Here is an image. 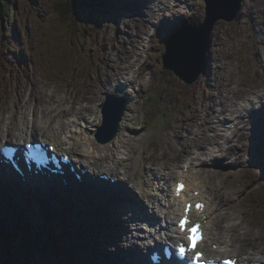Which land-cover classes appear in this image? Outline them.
Wrapping results in <instances>:
<instances>
[{
    "label": "rangeland",
    "instance_id": "obj_1",
    "mask_svg": "<svg viewBox=\"0 0 264 264\" xmlns=\"http://www.w3.org/2000/svg\"><path fill=\"white\" fill-rule=\"evenodd\" d=\"M56 1L13 0L12 4L6 6L8 10L0 14V59H3L5 55L10 61L4 72L1 73L0 68V98L8 94L7 99L0 101V125L1 121L12 119L13 127L9 129V136L19 133L17 128L21 129L23 126L24 129L26 128L24 122L30 120L31 113H34V119L36 115H45L54 119L55 109L70 107L71 101L61 106L50 97L62 100L65 96L70 97L78 112L93 118L91 129L88 131L96 129V126L100 124V106L106 98L105 93L107 91L109 93L112 82L119 80L122 73L126 74L125 70L130 67L127 78L122 80L133 89V100L126 106L128 115L136 117L137 123H131L129 131L135 130L133 127L139 126L143 118L147 119L148 123L143 125L147 131L133 132L139 141L133 144L134 149L130 152L132 155H139V162H134L136 158L130 157L128 166L129 169L136 168L144 175L147 173L149 175L150 169L153 172L162 171L167 180L170 174L169 167L178 164L176 156L183 158L195 150L198 152V157L204 159L207 149L203 147L208 146L204 142L209 136V131L214 129L206 124V115L215 111V108L210 105L212 99L217 105L224 103L226 107L232 104L240 107L239 103H243L244 99H246L245 104L247 100L250 103L257 100L254 94H248L249 91H255L253 87L256 83L254 80H247L260 70L256 69L257 66L262 67L261 72L257 73L260 89L264 87V0H255L258 11L255 14L249 11L248 8L251 5H246L244 0L245 8L242 4L240 17L235 24L220 22L218 32H213V37L217 35L213 38L217 46L212 48L209 66L205 67V73L192 84L184 83L173 73L162 71L163 50L158 45L164 36L161 30L157 32L158 16L152 17L147 27L142 29V27L137 28L138 21L144 17L142 15L123 13L118 20L115 16L107 14L96 30V35L93 32L82 38L84 41L82 47L86 49L79 50L80 46L75 45L74 42L63 43L62 47L53 48L62 34L59 21H54L53 15L50 14ZM107 2L108 5L116 3L121 10L127 12L134 9L142 12L143 6L147 9L162 6V17H182L188 23L201 20L204 12L202 0H183L180 3L179 0H151V2L149 0H108ZM197 16L199 18L196 20L194 17ZM148 17L150 18L149 15ZM176 20L178 21V18ZM141 25L143 26V23ZM70 37L76 38L74 30H70ZM72 47L76 57L71 51ZM71 57L76 58L77 64L78 59L83 64L81 69L79 66L76 67V71H79L76 76L69 75ZM204 76L210 78V82H203L201 78ZM6 78H8L7 81H5ZM206 85L211 88L208 93L204 89ZM241 86H246L249 90L240 89ZM124 88L126 90V86ZM258 89H256L257 92ZM125 90L118 93L125 97ZM191 93L193 96L189 98ZM47 104L50 110L45 109ZM227 113L228 111L223 115ZM218 115H220V109L216 112V117ZM216 117L210 118L208 124L215 125ZM167 119H169L168 125L164 124ZM190 119H192L191 126L195 130H192L188 124ZM185 120H187L186 125ZM244 121L242 120L240 124ZM121 127H123L122 133L125 134L124 122ZM255 128H258L259 132V124H256ZM0 131L2 132L1 129ZM249 131L246 137L240 135L239 138V144H242L246 151L249 148V142L251 143L249 136L253 134L250 128ZM151 139H156L152 140L153 144L149 141ZM114 141L116 139L112 144L115 143ZM259 142L262 140L252 144ZM118 147L123 150L124 146L119 144L113 148V157H119ZM148 154H152L155 158H150L152 155L147 157ZM163 154L166 155L165 158ZM88 160L94 161L91 155ZM234 160L236 164H231L223 170V174L227 169H231L232 173L224 174L223 185L219 186L220 190L228 193L232 183L237 180H242L245 187L243 191L239 186L231 187L233 190L231 193H240L236 196L238 204L233 209L228 207L227 195L226 198L222 196L218 211L224 208L230 215L228 220L232 217L235 219L231 220L230 226H228L229 222H226L227 227L221 228V225L218 227L221 230L227 229L226 232L231 231L234 235L242 231L243 236L238 235L239 248L235 249L238 251L236 253L260 246L259 250H262L264 249V188L259 190L252 188L253 182L256 179L259 180L258 170L262 165H258L256 169L249 168L242 155ZM159 162L164 165L160 164L156 167ZM110 167V165L102 166L98 169ZM262 170H264L263 167ZM136 177L142 179L138 175ZM213 180V176L210 175L208 181ZM165 188L166 184L163 183V190ZM128 191L141 197L132 182H128ZM251 193L255 194L256 198H251ZM80 199L79 197L77 200L80 201ZM24 200L26 201L23 204L19 201L20 212L26 219H29L27 215L34 217V213L28 210V207L33 205L35 200L32 197H25ZM1 204L3 205L4 201ZM67 205L68 210L66 207L67 211L64 213H73L71 215L78 223L80 220L77 216L78 212L70 210V202ZM86 216L91 215L86 212ZM10 217L13 220L12 223L9 222L10 229L6 227L7 222L0 223V264H29L25 261L30 258L26 252L28 245L25 251L22 236L19 239V246L15 248V254H9L11 237L15 231L13 225L17 219L15 215ZM60 219L62 223H67L62 215ZM233 222L235 223L231 225ZM133 228H135L134 225ZM115 232L120 234L118 229ZM115 235L118 239L116 242L122 241H119L120 238L116 233ZM124 236L128 235L124 234ZM108 243L112 242L109 240ZM55 251L57 252V249ZM37 253L38 251L31 257L34 263L41 260V253L38 255ZM119 254L123 256L122 252ZM54 259H56L54 256H49L46 264H52ZM109 259L113 264L121 262V259L119 261L113 257ZM101 260L104 261L105 257L103 256ZM53 264H65L64 259L57 260Z\"/></svg>",
    "mask_w": 264,
    "mask_h": 264
},
{
    "label": "bare ground",
    "instance_id": "obj_2",
    "mask_svg": "<svg viewBox=\"0 0 264 264\" xmlns=\"http://www.w3.org/2000/svg\"><path fill=\"white\" fill-rule=\"evenodd\" d=\"M103 6H105V9H104L105 14L111 13L115 16H119V15H122L123 13H131V15L138 14V15L144 16L137 23V28L142 27V29L147 27L148 22L152 17L159 16L158 12L156 10L150 9L149 7H148L149 9H147L146 6L141 7L142 12H138L137 9H134L131 12L123 11L120 9V6L116 3H110L108 5V2H106ZM148 15L150 16V18L148 17ZM176 18H178V21L176 20ZM142 23H143V26L141 25ZM157 23L159 25L161 32L163 34H167L169 32H172V31H175V30L181 28L184 24V19L182 17L166 18V17H160L159 16ZM197 27H199V26H197ZM197 27L195 25V26H193L192 29H196ZM165 29L167 31H165ZM212 41H213V39H212ZM124 86H125V84H123V83H118V84L112 83L110 87L112 88V91H115L116 89H119V90L124 89L125 90ZM126 90H127V86H126ZM262 96H264V92L261 94V90H260L256 96V98L260 99V102L258 101V106L252 107L248 111L249 112V128L253 133L252 135L249 136V138H250L249 140L251 141V143L256 142V141H261V140H262V142H264V100H263ZM50 99H54L55 102H59L61 104V106H63L62 104L64 103V101L62 99H57V98L55 99L52 97H50ZM70 101H71L70 107L66 106V107L61 108V109L60 108L55 109L56 112L53 116H56V117H54L53 120H51L50 118L42 119V120H47V123L45 126H41L40 129H43L47 132H50L54 128V127L53 128L50 127V123L53 121L57 122L56 120H60V117H58L59 115L61 116V119L63 121V119L67 115L64 111L67 109H71L73 107V102L71 99H70ZM47 108H49V107H47ZM240 110L241 109H237V112H240ZM221 111H222L221 114H223L224 112H227V111L229 112V110L227 109V107L225 106L224 103H221ZM42 120H39V121L41 122ZM66 120L69 123V127H67V129L63 130V131L64 132L69 131V133H67L66 135H62V137H60L56 142H61L63 140H71L74 135L81 134V130L83 129L82 124H84L83 122L81 124L77 121H72L70 118H66ZM33 122H34V120L28 121V123H29L28 125H30V124L34 125ZM218 122L220 123V125L222 123V125L226 128L225 135L226 134H236V132H235V128L237 126L236 117H232V118L224 117V120H222V121L219 120ZM76 123H77V125H75ZM256 124H259V132L257 130L258 128L257 129L255 128ZM4 126L8 127V125L3 123L1 127H4ZM37 126H35L34 129H32V131H35ZM58 126L65 127L64 123H62V122H58V125L55 127H58ZM25 127H26V130L24 129V126H23V128L20 129V133H28L29 126L25 125ZM93 134H94L93 130L90 131V133H88L85 129L81 135L77 136L78 138L84 137V136L86 137V141L82 144V147H81L82 151H78L79 153L84 154L81 157L80 164L77 165L78 168L83 167L87 163V159L89 157H88V155L85 154V152H89V154L92 156L93 160L95 161L96 165L107 166V164L109 163V165L111 167L109 168L108 171H110L113 174V176L116 177L118 180L123 179L124 183L137 180L138 183L142 184L140 187V193L148 198V205L149 206L157 207L156 205H153V203L150 201V197L153 196V194L150 192V189L148 187L149 185H151V181L147 184H143V181L147 180V179H145L146 176L144 174L140 173L136 168H130L129 169V166H128L129 155L127 156L128 153H126L125 156L123 155L120 157H117V156L113 157L112 149L120 144L122 133L119 135L118 139H116L117 142H115L114 144H111V145L98 143L95 140ZM2 135H3V133L0 131V136H2ZM116 138H117V136H116ZM262 142H259V143H262ZM63 146H65V145H63ZM75 146H76V142L72 145V149L76 150ZM124 149H126V147ZM83 156H85V157H83ZM192 159L195 160V158H192ZM121 160H124L123 164H122ZM104 162H105V164H103ZM134 162L138 163L139 157H138L137 161L135 160ZM88 163L90 165L92 164L91 161H89ZM191 164L197 165V169H196L195 174H190V173L184 172V171H179V173H178V175L180 176V180H182L184 183H186V187L182 191L180 196L177 197V196L172 195V202L180 205V206H176L173 214L177 216L179 211L182 213L184 202H186L192 194L199 200H202V198H207L209 200L207 207L199 216L202 219V221H203L202 225L205 227L206 232H207V235L204 238V245L206 247H208L209 244H211V243H219L220 247H223L225 250L226 249L228 250L230 248H235V249L239 248L238 235L243 236V233L239 232V234L234 235L233 233L230 232V238H228L224 234L227 229L221 230L220 228H218V225H221L222 228H224V226L227 227L226 222H229L228 225H230L231 220L235 219V217H232L231 219L228 220V217L230 215L227 214V212H221V211H218L217 219L214 217V214L217 211L216 207L219 205L218 199L220 196H218V195L213 196L212 188L207 186V180L206 179L208 176H210V173H208L202 169L204 161L200 162L199 160H196L195 163H191ZM184 165H186V163L183 164L182 166H184ZM177 166H181V165H177ZM137 175L140 176V178H142V179H137V177H136ZM200 177H202V179ZM232 191L233 190L230 188L228 193H225V195L228 196L229 193L231 194ZM234 193H236V192H234ZM101 195L103 196V198L102 197L100 198ZM105 196H108V195L100 192L99 195L97 196L98 202H101L102 199L105 198ZM80 198H81L80 202L85 204V211L82 212V215H83L82 218L83 219H81V222H83L85 220L87 205H89V203H90L92 205L90 208L93 209L95 206H97V202L92 203V202L88 201L85 197V194L80 195ZM74 199L75 198H73L71 200H74ZM155 199H159V198L156 196ZM132 202H134V201H132ZM232 207H233V205H232ZM70 208L72 209L73 206L71 205ZM156 211H158V210H156ZM61 215H62V217H64L66 219L68 224H71V217L69 214H66V215L61 214ZM115 215H117V214H114L113 216H115ZM131 216L135 217V214L133 213V214H131ZM55 217H56V219H58L59 223H62V220L60 219V217L58 216L57 213L55 214ZM160 217L162 218V216H160ZM155 218H156V214H155ZM213 219H215V220H213ZM218 221H219V223H218ZM234 223L235 222H233L232 225ZM135 224L138 225L137 223H135ZM13 227L15 229V226H13ZM152 231H156V230H153L151 227H149L144 231L142 236H144V237L148 236V234L151 233ZM150 235H152V234H150ZM126 241H128V246H126L125 243H123V245H121V242H119V243L116 242L115 248L118 252L123 251V246H125L126 249H130L135 244L134 240L129 238V237H126L123 242H126ZM146 243H144V245ZM144 247L145 246H143V245L140 246V245L136 244L135 245V251H139L141 248V255H142V249H144ZM253 250H254L253 254L258 255V254L262 253V251L257 252L255 250V248ZM207 253L213 255V254L217 253V250H213V249L208 248ZM130 255H131V257H133L134 256L133 252L130 251ZM249 255H251V254L245 253V256H243L244 257L243 259L244 260L248 259ZM118 256H120L119 253H118ZM134 259H137V261H142V263H143V260H146V258L144 256H136V258H134Z\"/></svg>",
    "mask_w": 264,
    "mask_h": 264
},
{
    "label": "trees",
    "instance_id": "obj_3",
    "mask_svg": "<svg viewBox=\"0 0 264 264\" xmlns=\"http://www.w3.org/2000/svg\"><path fill=\"white\" fill-rule=\"evenodd\" d=\"M12 3L13 0H0V14L4 10L7 11L8 9L6 6ZM104 9L105 7L100 4L99 0H57L52 6L50 14L53 15L54 21H59V26L62 27L64 31L61 30L63 34L61 37L59 36V41L57 37L58 42L55 46L62 47L63 43L65 42V38L67 40H71L70 30L76 31L77 34L78 29L84 28L88 24L92 23L93 20L97 19V22L100 21L105 15ZM55 227L59 234L61 233V235L56 238L52 236L50 238L51 241L45 248H38L41 253V260L37 264H46L47 258L49 256H54L56 258L53 260V263L63 258L65 264H78L76 263V258L78 256L79 250H81V247H77L75 245V249L67 257L65 256V251L68 248L67 241L70 237V224L66 223L63 232H60L59 230V222L55 224ZM37 242L38 239L33 241V244L30 248L31 251L37 249ZM55 249H57V252Z\"/></svg>",
    "mask_w": 264,
    "mask_h": 264
},
{
    "label": "water",
    "instance_id": "obj_4",
    "mask_svg": "<svg viewBox=\"0 0 264 264\" xmlns=\"http://www.w3.org/2000/svg\"><path fill=\"white\" fill-rule=\"evenodd\" d=\"M239 0H228V4L234 6L231 17H234L239 9ZM204 21L198 25L194 30H186L179 34L177 42H179L185 55L177 62L172 54H169V50L163 59L164 67L174 70V72L187 83H191L200 73L201 66L205 61V55L210 47L209 34L211 33L212 26L215 22L214 17L219 14V17H228L225 13V6L222 3H217L215 0H206ZM112 112L106 113L111 116L108 117L103 112V121L99 131H105L110 138L113 136L114 131L111 130L113 123L115 122V116L117 114L118 105H114Z\"/></svg>",
    "mask_w": 264,
    "mask_h": 264
},
{
    "label": "snow or ice",
    "instance_id": "obj_5",
    "mask_svg": "<svg viewBox=\"0 0 264 264\" xmlns=\"http://www.w3.org/2000/svg\"><path fill=\"white\" fill-rule=\"evenodd\" d=\"M170 49H171V54L173 58L179 62L183 56L185 55V51L182 47V45L179 42L172 43L170 42ZM23 143V142H21ZM26 148L29 149V153L31 154V149L33 147H37L38 151V146H33V145H25ZM9 148L7 147V142L0 140V153H3L5 156L8 155ZM183 184H178L176 188V193L177 195L180 194V192L183 190ZM195 207L197 210H201L203 208V205L199 202L195 204ZM192 208L191 204L185 205L184 212L185 215L179 220V228L183 232H187V240H188V245H181L179 247V252L181 255H183L186 251H193L195 252V248L197 243L199 242L200 239H202V234L200 233V225L199 224H192L189 226L190 222L187 217V213L189 210ZM201 258V253L195 252V259L199 261ZM223 264H235L234 261L228 260L224 261Z\"/></svg>",
    "mask_w": 264,
    "mask_h": 264
}]
</instances>
